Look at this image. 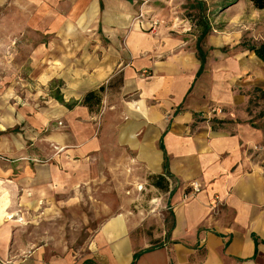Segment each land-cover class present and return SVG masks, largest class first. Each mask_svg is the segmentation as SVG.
Returning a JSON list of instances; mask_svg holds the SVG:
<instances>
[{
  "label": "crops",
  "instance_id": "obj_1",
  "mask_svg": "<svg viewBox=\"0 0 264 264\" xmlns=\"http://www.w3.org/2000/svg\"><path fill=\"white\" fill-rule=\"evenodd\" d=\"M42 1L51 17L42 30L84 34L67 37L74 49L51 63L49 79L63 81L64 123L50 138H35L47 144L39 153L47 161L30 165L22 138H0L1 155L22 159L13 165L0 157V264H74L84 250L109 264H132L140 252L136 264H264V163L252 151L264 142V118L262 126L246 121L240 87L250 84V67L244 53L222 50L233 45L229 25L217 33L211 23L196 38L184 7L178 34L151 31L155 16L137 19L157 0ZM100 88L91 111L81 102ZM66 95L76 96L70 106ZM218 105L228 110L218 123L198 119ZM153 175L165 176L166 187L153 185ZM193 183L201 192L185 198ZM143 187L157 192L153 210L161 205L160 214L173 218L163 246L134 241ZM94 188L114 197H98L103 225L95 243L74 250L64 229L53 230L59 219L79 217L75 207ZM89 257L78 264L92 263Z\"/></svg>",
  "mask_w": 264,
  "mask_h": 264
},
{
  "label": "rangeland",
  "instance_id": "obj_2",
  "mask_svg": "<svg viewBox=\"0 0 264 264\" xmlns=\"http://www.w3.org/2000/svg\"><path fill=\"white\" fill-rule=\"evenodd\" d=\"M232 2H234L232 5L226 7ZM41 3L44 1L0 0V138H22L25 141L22 149L28 153L27 162L30 165L47 161L42 154H39L48 150L46 149L47 144L34 143L35 138H50L51 133L56 130L58 132L64 123L61 118L60 108L62 107L57 103L63 96L61 94L63 81L49 79L51 63L54 66V60L62 55L65 50L74 49L72 43L70 46L65 43L64 40L67 37L68 39L81 40L83 39L82 34H84V32L77 33L75 31L42 30L41 27L49 25L51 17L44 16L46 11L49 12V7H44ZM153 7L147 8L145 5V8L149 10L140 8L138 17L141 18L139 19L143 20L155 16L154 20L161 21L159 25L161 28H168L174 34H178V29L183 23L178 13V9L181 7L186 9L187 22L196 25L187 33L195 35L196 38H199L207 27L211 26V23L216 28L217 33L224 29L225 25H229L227 33L232 35L233 45L232 47H230L231 45L227 48L224 47L222 50H231L235 55L241 53L246 55L247 65L250 67L249 80L251 82L248 87H240L237 84L235 88L239 89L240 87L248 98L245 112L249 118L246 121L256 122V125L262 126L261 119L264 118V64L259 63L260 61L255 54L247 50L246 47L264 41V9L255 8L250 0H186V3L179 0H171L170 3L165 0H157ZM157 31L158 28L153 32ZM66 97L70 106L76 96L66 95ZM217 108L222 109V112L216 114L217 111L214 110ZM225 112H228L225 107L213 106L210 110L203 112L198 119H210L213 124L218 123L217 115L222 116ZM258 118H260L259 123H257ZM16 145H18L17 141L11 143V146ZM50 149L54 150V146H51ZM252 151L256 155L259 154L264 163V142L253 147ZM0 157L4 156L0 154ZM4 158L13 165L22 161L19 157L8 158L5 156ZM175 184L173 181V186ZM192 186L186 190L185 198L196 196L201 192L200 186L198 192H195ZM144 189L143 187L145 204L136 209L138 216L135 219L138 226L134 229L135 239H133L139 244V247L142 246L143 248L146 246L148 248L163 246L171 242L169 236L164 237L162 233L172 228L173 218L171 214L167 217L160 214L161 205L157 210H153L154 206H150L148 202L157 195V192ZM161 192L165 193L163 190ZM123 193L125 192L123 191ZM109 194L112 196L97 188L87 192L82 201V207H75L79 217H75L73 222H70L69 217L59 219V222L55 224L57 230H53V232L65 231L68 242L73 240L74 250H81L86 241L94 244L95 240L92 237L103 225V222L98 220L97 211L99 208L96 206L99 201L98 197H114L113 191ZM121 209L125 210L123 207ZM81 214L85 218H89V223L83 224ZM12 215L11 219H18L16 213ZM65 215L66 212L63 209L62 216ZM31 227L29 233L33 232V226ZM87 253V250L81 254L74 253V264L80 263L89 256H91L89 258H91L90 262L92 263L88 264H109L108 261L101 258L104 257L103 255ZM57 257L65 258L66 256L57 255Z\"/></svg>",
  "mask_w": 264,
  "mask_h": 264
},
{
  "label": "trees",
  "instance_id": "obj_3",
  "mask_svg": "<svg viewBox=\"0 0 264 264\" xmlns=\"http://www.w3.org/2000/svg\"><path fill=\"white\" fill-rule=\"evenodd\" d=\"M255 8L257 9H264V0H250ZM234 2L227 4L226 7L232 5ZM247 50L253 52L255 56L264 64V41L260 42L259 44H254L251 46L246 47ZM203 55V52H201ZM103 91V88H100L97 91H91L85 95L83 101L81 102L83 105L89 107L92 111L94 107H98L101 103V95L100 93ZM167 163L165 162V167ZM152 177V184L159 188H165L166 185L163 184V180L167 182V178L163 175H153ZM143 252L135 253L134 261L132 264H136V261L139 259Z\"/></svg>",
  "mask_w": 264,
  "mask_h": 264
},
{
  "label": "built area",
  "instance_id": "obj_4",
  "mask_svg": "<svg viewBox=\"0 0 264 264\" xmlns=\"http://www.w3.org/2000/svg\"><path fill=\"white\" fill-rule=\"evenodd\" d=\"M140 16H142V14H140ZM139 18H141V17H137V19H139ZM160 23H161V21L153 20V24H152V26H151L150 29L155 30L156 28H158V26L160 25ZM214 111H217L216 114H218V113H221L222 112V109L217 108ZM192 187H193V189H194L195 192L200 191L199 184L193 183V186Z\"/></svg>",
  "mask_w": 264,
  "mask_h": 264
},
{
  "label": "bare ground",
  "instance_id": "obj_5",
  "mask_svg": "<svg viewBox=\"0 0 264 264\" xmlns=\"http://www.w3.org/2000/svg\"><path fill=\"white\" fill-rule=\"evenodd\" d=\"M45 16V15H44ZM47 16H48V14H47ZM46 16V17H47ZM38 18V17H37ZM55 18V17H54ZM56 20V19H55ZM58 20V19H57ZM41 21V20H40ZM33 22V21H32ZM56 24L58 23V22H55ZM57 26H58V24H57ZM47 28H49V27H47ZM55 30V29H54ZM57 32V31H56ZM54 33V32H53ZM58 34V33H57ZM74 35V34H73ZM220 35V34H219ZM221 36V35H220ZM211 37V36H210ZM214 37V36H213ZM228 37V36H227ZM77 38V37H76ZM212 38V37H211ZM215 38H218V36L217 37H215ZM221 37H219V39H220ZM214 39H212V41H213ZM222 40V39H221ZM221 40H219V41H221ZM54 41V40H53ZM218 41V40H217ZM215 42V43H217L218 44V42ZM70 42V41H69ZM54 43V42H53ZM78 43V42H77ZM207 43H208V41H207ZM210 43V42H209ZM69 44V43H68ZM71 44V43H70ZM64 45V44H63ZM207 45H209V44H207ZM206 45V46H207ZM211 46V45H210ZM55 47V46H54ZM40 48V47H39ZM60 48V47H59ZM52 50H53V48H52ZM68 50V49H67ZM58 52H60V51H58ZM54 58V57H53ZM259 63H262V62H259ZM67 76V75H66ZM69 76V75H68ZM71 77V76H70ZM257 77H258V75H257ZM8 97V96H7ZM1 102V101H0ZM93 166V168H94V165H92ZM96 166V165H95ZM96 168V167H95ZM93 170H96V169H93ZM97 170H98V168H97ZM94 172V171H93ZM96 173V172H95ZM93 175H94V173H93ZM96 175V174H95ZM181 212V211H180ZM8 217H11V215H8ZM21 219V218H20ZM129 234V233H128ZM119 237V236H118ZM155 264V263H154Z\"/></svg>",
  "mask_w": 264,
  "mask_h": 264
}]
</instances>
